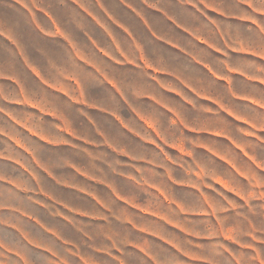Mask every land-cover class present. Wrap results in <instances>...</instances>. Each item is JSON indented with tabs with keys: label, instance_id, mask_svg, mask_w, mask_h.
<instances>
[{
	"label": "crops",
	"instance_id": "1",
	"mask_svg": "<svg viewBox=\"0 0 264 264\" xmlns=\"http://www.w3.org/2000/svg\"><path fill=\"white\" fill-rule=\"evenodd\" d=\"M198 150L264 151V0H0V264L179 215Z\"/></svg>",
	"mask_w": 264,
	"mask_h": 264
},
{
	"label": "rangeland",
	"instance_id": "2",
	"mask_svg": "<svg viewBox=\"0 0 264 264\" xmlns=\"http://www.w3.org/2000/svg\"><path fill=\"white\" fill-rule=\"evenodd\" d=\"M194 155L200 165L206 166L201 170L208 176L200 179L208 181L197 184L196 189L201 190L197 195L187 191L178 194L179 215L166 208L167 201L149 200L157 208L152 209L156 214L140 217L146 230L132 232L114 225L110 232L109 226L101 230L100 226L86 224L87 232L68 233V248L64 247L66 242L54 239L53 253L44 255L23 245L21 255L9 253L4 264H264V151L198 150ZM222 155L240 165L244 176L230 171L231 182L222 180L221 166L216 163H225ZM189 202L204 213H189ZM109 235L120 236V241L129 237L141 248L132 246L129 262H121L112 256L118 251L116 244H110Z\"/></svg>",
	"mask_w": 264,
	"mask_h": 264
}]
</instances>
